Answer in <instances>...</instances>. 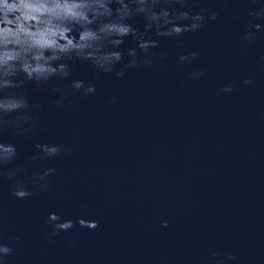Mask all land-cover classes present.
Listing matches in <instances>:
<instances>
[{
	"label": "water",
	"instance_id": "95a60500",
	"mask_svg": "<svg viewBox=\"0 0 264 264\" xmlns=\"http://www.w3.org/2000/svg\"><path fill=\"white\" fill-rule=\"evenodd\" d=\"M194 3L193 11L217 10V19L156 37L151 62L122 77L68 61L72 78L95 82L93 94L58 81L68 95L57 106L51 86L27 85L42 105L37 126L28 136L0 133L18 150L3 167L23 165L38 141L69 150L31 165L55 170L47 190L18 199L0 177V240L14 248L6 264H215L230 252L226 264H264V30L243 38L253 0ZM144 23L136 17L134 26ZM135 46L127 37L121 47ZM193 49L199 56L182 64L179 54ZM229 82L232 91H221ZM51 211L99 225L77 222L48 239Z\"/></svg>",
	"mask_w": 264,
	"mask_h": 264
},
{
	"label": "clouds",
	"instance_id": "9594fccd",
	"mask_svg": "<svg viewBox=\"0 0 264 264\" xmlns=\"http://www.w3.org/2000/svg\"><path fill=\"white\" fill-rule=\"evenodd\" d=\"M253 3L256 7L248 14L255 19L248 22L243 34L246 41L254 40L264 30V0ZM194 5V0H0V133L11 128L14 136H28L35 130L42 105L32 99L29 83L40 88L51 86L53 92H59L54 100L57 106L64 103L68 91L55 82H66L72 90L84 94L96 92L93 80L72 78L73 68L68 61L85 62L97 77L113 71L122 77L128 68L151 62L150 53L160 43L156 37H181L199 31L206 20L217 19V10L201 5L193 11ZM136 17L145 21L143 30L134 26ZM127 37L136 41L135 47H121ZM199 54L196 49L181 52L178 60L190 63ZM201 75L203 69L190 73L194 78ZM243 83L251 84L252 78L246 77ZM232 89L229 82L221 91ZM35 148L39 151H34L23 165L5 168L17 159L18 150L12 140H0V177L11 181L10 191L18 199L31 196L35 188H48L46 178L55 170L49 167L29 172L35 161L69 150L51 141H38ZM82 207L87 208V204ZM77 222L89 229L99 225L96 219L81 216L74 221L51 211L47 224L52 230L46 238L67 232ZM167 223L162 221L165 226ZM13 251L12 245L0 240V264H6ZM210 254L218 256L214 250ZM234 256L230 252L216 259L215 264H226Z\"/></svg>",
	"mask_w": 264,
	"mask_h": 264
}]
</instances>
